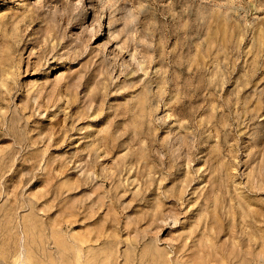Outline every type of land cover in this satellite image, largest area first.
I'll use <instances>...</instances> for the list:
<instances>
[{"label": "rangeland", "instance_id": "rangeland-1", "mask_svg": "<svg viewBox=\"0 0 264 264\" xmlns=\"http://www.w3.org/2000/svg\"><path fill=\"white\" fill-rule=\"evenodd\" d=\"M0 264H264V0H0Z\"/></svg>", "mask_w": 264, "mask_h": 264}]
</instances>
